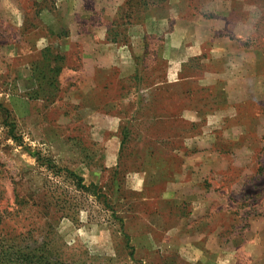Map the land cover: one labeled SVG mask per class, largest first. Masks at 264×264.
<instances>
[{"label": "rangeland", "instance_id": "1", "mask_svg": "<svg viewBox=\"0 0 264 264\" xmlns=\"http://www.w3.org/2000/svg\"><path fill=\"white\" fill-rule=\"evenodd\" d=\"M0 104V246L264 264V0H0Z\"/></svg>", "mask_w": 264, "mask_h": 264}, {"label": "trees", "instance_id": "2", "mask_svg": "<svg viewBox=\"0 0 264 264\" xmlns=\"http://www.w3.org/2000/svg\"><path fill=\"white\" fill-rule=\"evenodd\" d=\"M42 59L38 61L35 68V73L37 72L38 84L43 87V89H52L58 90V76L62 70V61L64 56L60 51H54L51 46H47L42 50ZM42 63V65H40ZM0 107L8 112L7 108L0 104ZM10 134L16 139L17 135L14 133V125H10ZM40 160V157L37 158ZM43 165H46L48 169L53 170L54 175H60L54 170L53 162L50 159L43 158ZM67 178H69L76 189L81 190L87 194L96 195L94 187H97L94 184H85L84 177L79 175L73 170L67 171ZM49 244L43 242V251L42 248H32L30 245H26L22 249H19V253H14L9 249L8 244H2L0 246V264H16L22 262V264H66L60 261H52L51 257L47 254ZM16 256V259L15 257Z\"/></svg>", "mask_w": 264, "mask_h": 264}]
</instances>
